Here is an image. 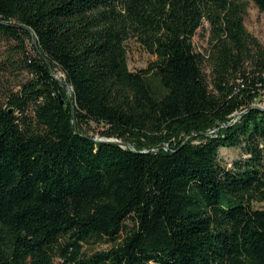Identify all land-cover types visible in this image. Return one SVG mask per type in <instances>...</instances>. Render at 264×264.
Masks as SVG:
<instances>
[{
    "label": "trees",
    "instance_id": "16d2710c",
    "mask_svg": "<svg viewBox=\"0 0 264 264\" xmlns=\"http://www.w3.org/2000/svg\"><path fill=\"white\" fill-rule=\"evenodd\" d=\"M248 5L0 0V36L37 51L0 104V264H264V45ZM130 38L145 68L130 69ZM239 146L224 165L220 148Z\"/></svg>",
    "mask_w": 264,
    "mask_h": 264
},
{
    "label": "rangeland",
    "instance_id": "374dc122",
    "mask_svg": "<svg viewBox=\"0 0 264 264\" xmlns=\"http://www.w3.org/2000/svg\"><path fill=\"white\" fill-rule=\"evenodd\" d=\"M249 5L246 13L245 25L249 33L256 37L260 43L264 45V12L260 11L253 1L248 0ZM210 25L209 22L204 20L202 26L197 30L194 37V45L198 51H206L209 48L208 38ZM128 50V62L131 70H140L145 68L154 56L150 55L145 48L134 38H130L126 42ZM37 54L34 49V42L31 38H26L24 47H20V43L15 39H10L0 36V104L5 103L7 96L10 93L19 91L21 85L29 79V72L25 68L24 59L25 54ZM209 65H205L204 69L209 72ZM58 78H65L62 70H56ZM69 99L73 96L71 87H67ZM259 102H264V93L257 97ZM242 111H236L232 114L231 120L236 121L239 119ZM83 131L96 139L100 140H115L120 141L115 136H106L102 133L105 126L96 122H91L82 125ZM213 132L210 131V133ZM209 133V132H208ZM165 147H167L165 145ZM243 157L242 147H221L219 150V158L222 163L231 166L236 159ZM257 207H264V201L255 202ZM110 243L107 242H90L86 244V248L101 249L107 248Z\"/></svg>",
    "mask_w": 264,
    "mask_h": 264
},
{
    "label": "built area",
    "instance_id": "2783aa9c",
    "mask_svg": "<svg viewBox=\"0 0 264 264\" xmlns=\"http://www.w3.org/2000/svg\"><path fill=\"white\" fill-rule=\"evenodd\" d=\"M263 93H264V90H263ZM258 97V96H257ZM257 97L256 98H254V104L255 105H262V106H264V102L262 103V102H259L258 100H257Z\"/></svg>",
    "mask_w": 264,
    "mask_h": 264
},
{
    "label": "water",
    "instance_id": "95a60500",
    "mask_svg": "<svg viewBox=\"0 0 264 264\" xmlns=\"http://www.w3.org/2000/svg\"><path fill=\"white\" fill-rule=\"evenodd\" d=\"M66 87H68V85L66 84ZM62 104H63V101H62Z\"/></svg>",
    "mask_w": 264,
    "mask_h": 264
}]
</instances>
